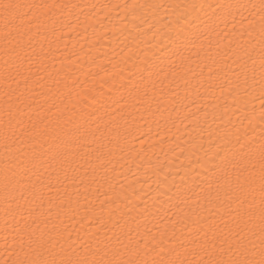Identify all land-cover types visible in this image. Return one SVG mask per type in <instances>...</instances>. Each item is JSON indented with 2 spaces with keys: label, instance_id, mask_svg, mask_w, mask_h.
Returning <instances> with one entry per match:
<instances>
[{
  "label": "snow or ice",
  "instance_id": "snow-or-ice-1",
  "mask_svg": "<svg viewBox=\"0 0 264 264\" xmlns=\"http://www.w3.org/2000/svg\"><path fill=\"white\" fill-rule=\"evenodd\" d=\"M85 9L140 21L106 70L121 81L112 105L59 60ZM254 93L264 105V0H0V264H264V109L259 135L254 116L240 127L229 115ZM149 120L191 126L200 140L195 166L188 158L151 207L117 191L116 168Z\"/></svg>",
  "mask_w": 264,
  "mask_h": 264
},
{
  "label": "bare ground",
  "instance_id": "bare-ground-1",
  "mask_svg": "<svg viewBox=\"0 0 264 264\" xmlns=\"http://www.w3.org/2000/svg\"><path fill=\"white\" fill-rule=\"evenodd\" d=\"M35 2H40V0H35ZM49 2L67 5H123L126 3H183L184 0H49ZM79 12L80 9L70 8L65 10L64 15L67 17L71 13V20L75 23ZM84 13L80 16L76 31L67 33L59 41V60L63 61L66 67L74 69V78L79 77L82 84L86 80L89 84H95L99 92L103 93V96L98 93V99L112 105V99L119 98L116 89L120 87L121 81L119 76L114 78L116 82L108 79L106 70H113V64L119 60L116 53L124 48L125 44L131 43L133 37L140 34L142 29L134 27L140 21H133L130 16L125 20L123 9H105L100 16L96 15L91 9H85ZM86 16L87 20L85 19ZM125 24H127L126 28L124 27ZM74 52L80 53L81 58L77 60L72 55ZM67 56H72L75 63L70 64L65 59ZM57 66L59 67V62ZM124 75H127V73H124ZM105 80H108V82L104 84L103 88H100V84ZM228 103L231 104V100ZM238 106L241 109L246 108V111H236L235 114L230 112L229 115L232 121L237 126L248 127L249 119L254 116L253 127L255 134L259 135L261 127L259 124L260 114L264 109L259 94L254 93L251 96L244 97L238 101ZM94 107L100 108L101 105L96 104ZM102 113L103 109L101 108ZM141 126L142 131L136 133L135 139L129 137L130 143L127 144V150L122 154L124 158H118L116 163L117 170L122 173L119 176L117 191H119L120 185H124L129 191L135 190L136 195L132 199L136 204L142 205L146 201L148 206L151 207L155 200L157 206H159L160 201L167 199L160 193L166 191L167 187L181 183L180 176L184 175V170L190 167L188 158L191 159V166H195L196 156L192 155V143L193 138H195L196 143L199 144V134L194 132L191 126L188 130H184L182 125L180 131L172 127L171 132H169L168 128L171 127V122L166 125L162 121L157 125L149 120L147 123L141 122ZM141 137L145 141L144 143H141ZM186 141L187 143H185ZM181 147L185 148L184 153L180 152ZM204 147H207L206 135L204 137ZM200 154L202 155V153ZM93 207L100 211L99 201ZM121 207L123 206L121 205ZM124 211H127V209H124ZM103 214L107 216V209L104 210ZM4 223L3 206L0 204V235L3 233ZM84 230L87 231V224H85ZM3 256V243L0 239V258H3Z\"/></svg>",
  "mask_w": 264,
  "mask_h": 264
}]
</instances>
